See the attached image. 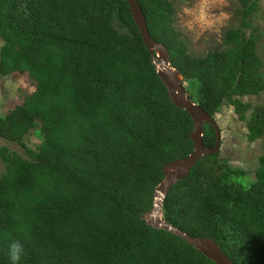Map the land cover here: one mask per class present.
Returning a JSON list of instances; mask_svg holds the SVG:
<instances>
[{
	"label": "trees",
	"instance_id": "trees-1",
	"mask_svg": "<svg viewBox=\"0 0 264 264\" xmlns=\"http://www.w3.org/2000/svg\"><path fill=\"white\" fill-rule=\"evenodd\" d=\"M240 26L224 47L194 57L173 25L169 0H139L148 29L169 52L191 100L215 117L225 103L264 136L259 38L248 35L258 0H237ZM120 19L128 32L114 26ZM0 75L27 73L36 91L0 117V137L22 141L41 123L31 160L0 149V264L19 243V264H216L179 236L146 221L164 166L194 151L193 120L176 107L149 62L127 0H0ZM204 144L215 146L211 125ZM204 126V127H205ZM220 154L176 183L163 219L193 237L214 239L235 264H264V156L256 181L235 183Z\"/></svg>",
	"mask_w": 264,
	"mask_h": 264
},
{
	"label": "rangeland",
	"instance_id": "rangeland-1",
	"mask_svg": "<svg viewBox=\"0 0 264 264\" xmlns=\"http://www.w3.org/2000/svg\"><path fill=\"white\" fill-rule=\"evenodd\" d=\"M169 1L174 6L173 25L181 32L189 53L194 57H205L211 51L222 49L225 45V33L240 26L241 6L237 0ZM249 21L251 27L247 30V34L259 38L257 52L263 62L264 72V0H258L257 10L250 16ZM114 26L120 32H128L120 19L115 18ZM3 45L4 41L0 40V51ZM149 62L159 67L160 60L157 55L150 58ZM183 85L190 96L187 84L184 82ZM35 89L36 83L27 73L0 75V117H4L9 111L22 105L26 98L36 91ZM241 99L251 104L253 108L264 107V92L258 96H243ZM251 115L252 110L246 114L247 120H241L235 107L230 103H225L220 112L215 115L222 134L219 157L228 160L233 169L245 172V175L241 177L234 174L231 179L247 189L256 181L255 172L260 167V160L264 156V136L255 141L249 140L247 121ZM207 128V126L204 127V133ZM41 129V123H37L20 142H12L0 137V149L4 148L10 153H17L31 160L30 152H37L43 142L40 135ZM6 171V164L0 156V176Z\"/></svg>",
	"mask_w": 264,
	"mask_h": 264
},
{
	"label": "water",
	"instance_id": "water-1",
	"mask_svg": "<svg viewBox=\"0 0 264 264\" xmlns=\"http://www.w3.org/2000/svg\"><path fill=\"white\" fill-rule=\"evenodd\" d=\"M127 2L145 46L152 54L156 53L157 58L160 60V68L157 69V74L168 90L170 101L176 107L186 110L193 120L191 139L194 143V151L189 156L164 166L165 180L155 191L153 209L147 213L146 221L154 228L163 229L179 236L216 264H235L214 239L190 236L163 219V204L167 194L175 183L186 179L190 175L192 168L200 160L206 156L219 154L222 145V134L215 117L208 114L188 96L183 85L184 77L171 66L167 48L160 42L155 41L151 36L146 16L139 4V0H127ZM179 77H182V79ZM205 124L211 125L216 132V143L213 147L204 144Z\"/></svg>",
	"mask_w": 264,
	"mask_h": 264
},
{
	"label": "clouds",
	"instance_id": "clouds-1",
	"mask_svg": "<svg viewBox=\"0 0 264 264\" xmlns=\"http://www.w3.org/2000/svg\"><path fill=\"white\" fill-rule=\"evenodd\" d=\"M22 252V246L19 243H13L9 248L10 264H19Z\"/></svg>",
	"mask_w": 264,
	"mask_h": 264
},
{
	"label": "bare ground",
	"instance_id": "bare-ground-1",
	"mask_svg": "<svg viewBox=\"0 0 264 264\" xmlns=\"http://www.w3.org/2000/svg\"><path fill=\"white\" fill-rule=\"evenodd\" d=\"M158 68H160V65H159V67ZM180 79H182V77H179Z\"/></svg>",
	"mask_w": 264,
	"mask_h": 264
}]
</instances>
